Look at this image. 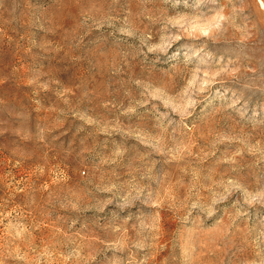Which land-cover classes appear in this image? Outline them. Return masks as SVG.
Masks as SVG:
<instances>
[{"label":"rangeland","instance_id":"rangeland-1","mask_svg":"<svg viewBox=\"0 0 264 264\" xmlns=\"http://www.w3.org/2000/svg\"><path fill=\"white\" fill-rule=\"evenodd\" d=\"M0 264H264V0H0Z\"/></svg>","mask_w":264,"mask_h":264}]
</instances>
